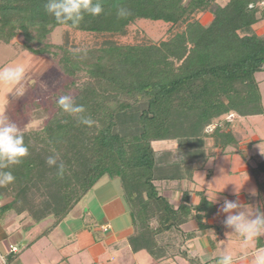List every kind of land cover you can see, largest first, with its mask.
<instances>
[{
  "label": "trees",
  "instance_id": "obj_1",
  "mask_svg": "<svg viewBox=\"0 0 264 264\" xmlns=\"http://www.w3.org/2000/svg\"><path fill=\"white\" fill-rule=\"evenodd\" d=\"M141 20L171 27L156 42L111 39ZM261 21L264 0H0V42L51 56L66 88L77 90L52 101L41 129L0 132V220L51 219L49 233L98 183L116 179L135 231L133 251L155 262L170 258L196 237L181 226L214 210L205 191L182 190V183H193L211 159L242 154V118L264 114L256 78L264 72V35L254 29ZM58 29L104 40L77 51L51 43ZM179 190L176 207L165 192ZM18 253L11 250L7 264Z\"/></svg>",
  "mask_w": 264,
  "mask_h": 264
},
{
  "label": "rangeland",
  "instance_id": "obj_2",
  "mask_svg": "<svg viewBox=\"0 0 264 264\" xmlns=\"http://www.w3.org/2000/svg\"><path fill=\"white\" fill-rule=\"evenodd\" d=\"M207 18H202V22H209ZM170 27L164 22L141 20L136 24V28H131L129 35L111 39L123 45L156 42L166 36ZM254 29L257 34L264 35V21L255 25ZM140 32L145 35H140ZM142 36L144 38H141ZM103 40V38H95L92 35L73 32L67 34L65 30L58 29L51 36L50 41L57 46L64 45L73 50L84 51L100 46ZM256 78L260 83L264 105V72L258 73ZM68 82L69 80L51 56H36L29 52L20 53L12 46L0 42V132L3 137L7 138L21 132L41 129L44 122L53 113L52 101H57V97L70 100L76 96L77 90L66 88ZM39 108H41L39 110L41 113L38 112ZM26 110L29 112L23 113ZM35 113H39L41 117L37 118ZM234 118V116H230L227 120L234 121ZM246 133H248V142L254 141L255 138L261 141L253 146L243 144L242 154H229L209 160L206 163V169L214 171L210 179L207 178L206 170H199L194 176L197 189H208V197L215 198L214 201L218 204L237 211L235 217L230 214L226 215L223 227L220 229L214 227L209 230L212 234L210 236L212 241H216V250L213 256L215 259L221 258L219 262L222 263L219 264H228L225 263L227 258L236 259L239 253L243 254L246 252L247 246L251 245V243H246L245 249L241 248L243 245L240 241L242 232L239 230L240 222L243 226H248L256 232L260 229L264 237V227L261 228L259 222L264 220V175L259 171L260 163L264 162V114L246 122L245 130L241 133V140L243 134ZM230 151H234V149H230ZM240 195L247 196L249 205H238V196ZM98 208L97 200L89 195L79 203L64 223L49 233L44 231L51 226V219L36 224L31 220L8 215L0 221L1 223L6 222L3 230L9 236L8 241L10 240L9 242L12 243L10 247H18V257H22L28 264H50L54 260L70 256L71 249L68 246L70 240L74 239L73 232L84 227L85 224L83 213L86 210ZM1 230L2 227H0ZM35 232L39 238L29 243L28 247L22 248L24 242L28 241L27 237ZM217 232H220L221 236L223 234L224 238L215 240ZM5 242L7 240L0 241V254L4 250L2 245H5ZM197 245L203 254L202 244L198 243ZM82 255H86L87 259H90L87 251ZM1 258L0 256V264H2Z\"/></svg>",
  "mask_w": 264,
  "mask_h": 264
},
{
  "label": "crops",
  "instance_id": "obj_3",
  "mask_svg": "<svg viewBox=\"0 0 264 264\" xmlns=\"http://www.w3.org/2000/svg\"><path fill=\"white\" fill-rule=\"evenodd\" d=\"M206 17H208L207 19H209L208 21L210 22L212 19L211 15L208 14L207 16H205V18ZM253 117L256 116L248 117L245 119L242 118L241 122L244 127L246 122H248ZM244 130H242L241 132L243 133ZM248 140V133H246L245 135L243 134V139L240 144V149L242 151L243 144H250V146H253L255 143L261 141L258 140V138L254 139L255 142H248ZM262 163L264 162L260 163V173L264 175V165H262ZM205 170L208 171L209 169L207 170L205 168ZM213 174L214 171L212 175ZM185 188H188L191 191H205V198L213 205L214 210L210 213V215L201 214L199 219L198 217H196V215L192 216L186 223L181 226L183 232H195L196 237L192 240L185 241V243L180 247V250L177 249L170 258H167L160 262H155L145 250H141L138 252L133 251L130 243V238L134 235L135 231L132 225L128 205L126 204L123 196L120 182L116 179H104L100 183H98L94 190L89 194L92 195L95 200H97L99 208L96 210H86L83 213V220L85 221V224L84 227L79 228L76 232H73L74 239L70 240L68 246V248L71 249L70 256L68 258L63 257L59 260H54L50 264H193L191 263V258L197 259L199 264H211L214 263L215 260L216 262L214 264H217V262L218 264L222 263L219 262V259L221 258L215 259L213 256V253L216 250V241H212V237H210L212 236V234L209 230L214 227H219V229L223 227L225 224L226 215L230 214V216L235 217L237 211L231 208H227L222 204H218V202L214 201L215 198L208 197V189H197L195 179L193 183L183 182L182 190H184ZM182 190L165 192L172 198V203L176 207L181 203ZM191 202L195 205H198L200 203V197L196 196L193 193L191 195ZM238 205H249L247 196H238ZM69 216L65 219V221L69 218ZM241 218L242 216L240 217V219ZM259 222L261 228H263L264 220ZM5 223H1L0 221V227H2V230L0 231V241L2 242L3 240H7V242H5L6 244L2 245L4 250L0 254V256L2 257V264H7L6 259L9 252L11 250L13 251V248H18L17 246H13V248L10 247L12 243L9 242L10 240L8 241L9 236L5 234V231L3 230V226ZM239 224V230L242 231L240 235V241L242 242L241 245L243 246H241V248L243 247V249H245L244 247H246V243H251V245L247 246V249L245 250L246 252H243V254L239 253L238 256H236V259L227 258V261L225 263L264 264V237L262 236L260 229H258V231L256 232L248 226H243L241 222ZM200 227H206L207 229L205 230V232H202V230H200ZM31 235L27 237L28 241L24 242L22 248L28 247L29 243H32V241L34 242L36 241L35 239L39 238L36 235V232L32 233ZM220 238H224V235L222 234L221 236L220 232H217V234L215 235V240ZM198 243L202 244L201 247L203 250V254L199 251V246L197 245ZM85 251H87L90 259H87L86 255H82V253ZM3 252H6L5 254H7L5 257V254ZM13 264L28 263L27 261H24L22 257H18Z\"/></svg>",
  "mask_w": 264,
  "mask_h": 264
},
{
  "label": "built area",
  "instance_id": "obj_4",
  "mask_svg": "<svg viewBox=\"0 0 264 264\" xmlns=\"http://www.w3.org/2000/svg\"><path fill=\"white\" fill-rule=\"evenodd\" d=\"M13 251H14V252H17V251H18V248H13Z\"/></svg>",
  "mask_w": 264,
  "mask_h": 264
}]
</instances>
